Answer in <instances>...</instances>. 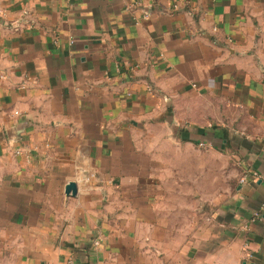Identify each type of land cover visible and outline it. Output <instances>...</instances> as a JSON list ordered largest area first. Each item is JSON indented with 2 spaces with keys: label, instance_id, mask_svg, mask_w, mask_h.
Returning <instances> with one entry per match:
<instances>
[{
  "label": "crops",
  "instance_id": "1",
  "mask_svg": "<svg viewBox=\"0 0 264 264\" xmlns=\"http://www.w3.org/2000/svg\"><path fill=\"white\" fill-rule=\"evenodd\" d=\"M150 122L231 149L200 221ZM0 264H264V0H0Z\"/></svg>",
  "mask_w": 264,
  "mask_h": 264
},
{
  "label": "rangeland",
  "instance_id": "2",
  "mask_svg": "<svg viewBox=\"0 0 264 264\" xmlns=\"http://www.w3.org/2000/svg\"><path fill=\"white\" fill-rule=\"evenodd\" d=\"M137 131L140 132L139 141L141 143L139 145L144 146V149L138 153L132 151L130 171L131 176H145V192L151 205L154 204L152 200L155 198L154 194L158 187L161 159L171 160L172 171L180 179L179 183H175L172 187L177 188L178 191L182 189L184 193H192L195 214H197L195 220H201V213L205 212L207 203L213 206L218 201L217 199L221 198L224 193L227 194L229 188L234 187L238 181L236 179L237 166L233 153L228 147H215L213 144L201 142L188 144L183 140L177 143L182 148L176 154L161 153L158 146L175 144V142H171L170 136L163 134L162 127L158 123H146ZM172 133L173 131H171ZM130 138L132 145L138 143L132 134ZM170 163L167 165L169 166ZM133 187L131 186V188ZM168 187L171 186L168 185ZM130 203L132 204V202Z\"/></svg>",
  "mask_w": 264,
  "mask_h": 264
},
{
  "label": "water",
  "instance_id": "3",
  "mask_svg": "<svg viewBox=\"0 0 264 264\" xmlns=\"http://www.w3.org/2000/svg\"><path fill=\"white\" fill-rule=\"evenodd\" d=\"M65 194L66 195H75L77 193V186L74 182H69L65 185Z\"/></svg>",
  "mask_w": 264,
  "mask_h": 264
},
{
  "label": "built area",
  "instance_id": "4",
  "mask_svg": "<svg viewBox=\"0 0 264 264\" xmlns=\"http://www.w3.org/2000/svg\"><path fill=\"white\" fill-rule=\"evenodd\" d=\"M177 6L175 5L174 6V8H176ZM70 43H73V40H70ZM251 175L252 176H257V173L256 172H252L251 173ZM246 180V177H243V178H241V180H240V182H244ZM260 218V213H258V212H255L254 214H253V216L251 217V220L252 221H255L256 219H259ZM97 241H95V245H97Z\"/></svg>",
  "mask_w": 264,
  "mask_h": 264
},
{
  "label": "trees",
  "instance_id": "5",
  "mask_svg": "<svg viewBox=\"0 0 264 264\" xmlns=\"http://www.w3.org/2000/svg\"><path fill=\"white\" fill-rule=\"evenodd\" d=\"M187 138H183V140H186Z\"/></svg>",
  "mask_w": 264,
  "mask_h": 264
}]
</instances>
